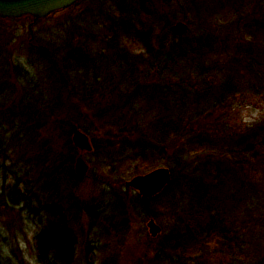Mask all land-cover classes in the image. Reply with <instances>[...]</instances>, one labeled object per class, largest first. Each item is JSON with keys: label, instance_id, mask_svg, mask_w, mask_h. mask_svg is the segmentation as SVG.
I'll list each match as a JSON object with an SVG mask.
<instances>
[{"label": "rangeland", "instance_id": "rangeland-1", "mask_svg": "<svg viewBox=\"0 0 264 264\" xmlns=\"http://www.w3.org/2000/svg\"><path fill=\"white\" fill-rule=\"evenodd\" d=\"M127 1L133 10L140 9L137 18H130L132 22L124 15L126 8H120V0H80L78 5L39 19L29 14L19 19L0 18V73L1 68H8L9 75L17 78L21 69L30 70L28 83L17 81L24 85L23 90L19 85L20 89L8 91L7 100H0V264H48L39 251L37 235L58 219L48 213L50 205L56 207L59 219H64L76 238L73 264H178L177 260L186 264H264V167L256 166V173L243 165L244 177L248 180L249 176L253 184L245 193L234 177L224 176L229 192L237 194L241 190L237 194L238 207L228 212L236 232L231 249L227 248L229 242L222 244L214 234L201 245L189 248L186 255L183 248L174 249V242H169L179 222L171 210V202L179 199L178 187L141 202L139 191L126 185L137 174L176 167V162L165 154L123 157L121 153L122 132H132L128 139L134 140L141 129L136 123L138 118L148 121L161 115L146 100L141 99L143 102L135 108L125 102H132L134 98L127 96L138 83L148 85L153 79L160 82L169 75L170 66L162 65L161 60L170 47L175 54L177 48L188 47L190 55L198 54L203 45L207 48L204 63L209 70L197 68L190 74L196 86L202 87L204 77L216 86L227 71L237 85L236 92L211 111L209 129L203 128L212 142L194 146L191 156L197 162L208 153L221 158L250 128L264 126V94L248 90L257 81L247 70L248 60L256 58L259 50L258 62L262 65H258V71L264 78V0ZM143 5L148 8L142 11ZM153 10L159 18L154 19ZM179 20L188 24L182 36L171 30ZM121 22L139 29L142 38L133 32H120L119 41L111 36L107 39L105 33L112 34L111 28ZM111 42L118 44L127 59L112 58L116 55L108 48ZM248 45L254 49L252 57ZM3 54L21 66H5ZM37 54L42 60L34 59ZM97 57L99 68L91 63ZM61 61L73 66L71 74L65 75L73 82L69 79L65 82L69 86H63V103L58 108L61 118L52 116L48 107L43 114L35 107L30 121L20 120L15 114L20 112V104L27 103L20 102L24 95L42 94V102L35 106L55 105L51 96L55 98L57 91L36 81H45L51 70L59 72ZM171 66L179 76L181 66ZM90 84L99 86V90L93 92ZM68 91H74L76 97ZM121 95L127 97L124 103L117 101ZM91 103L100 107L89 108ZM115 103L120 106L118 110L109 106ZM74 125L88 134L93 150L81 151L74 144ZM199 131L204 133L203 129ZM237 150L234 156L241 158L242 149ZM80 155L89 164L84 177L75 172ZM237 170V176L243 175ZM15 190L32 196L27 199L29 204L20 203L12 193ZM151 218L162 229L156 237L147 225Z\"/></svg>", "mask_w": 264, "mask_h": 264}, {"label": "trees", "instance_id": "trees-1", "mask_svg": "<svg viewBox=\"0 0 264 264\" xmlns=\"http://www.w3.org/2000/svg\"><path fill=\"white\" fill-rule=\"evenodd\" d=\"M120 2V8H122V5L126 8V10H124L127 14H124L125 17L129 18V20L133 17L137 18L140 9L138 11L133 10L131 2H128L127 0H120ZM78 4L79 2L72 6ZM146 6L143 5L144 8L141 7L142 11L145 8H148ZM153 14L154 19L160 17L156 10H153ZM25 17L28 16L26 15L21 18ZM130 22H132V20H130ZM121 23V25L118 23L117 26L115 25V28H111L113 31L111 32L112 34L106 35L105 33L107 39H110L109 36H111V38L117 40L120 32H133L138 38H142L139 29L137 30L131 25L126 26L124 22ZM145 45L147 46L146 42ZM63 46L65 47V45ZM108 48L110 51H113V55H116V57H112L114 60L122 61V58L123 60L127 59V54L123 53L115 42H111L110 45H108ZM187 48L184 47V49L179 50L177 48L175 52L176 54L179 52V55H176L173 52L174 50L172 47H170L169 51L164 53V59L161 60V64L163 65L166 63V66L168 67L169 65L170 68L167 69L169 75L162 79L163 82H158L156 79H153L148 85H146L147 83H138L135 88H132L130 93H128L127 97L134 98L135 100L133 99L129 104L127 100L125 102L127 103L125 104L126 106L129 105L131 108H135V106L140 104L139 101H142L141 99H143L146 100L151 107L156 106L158 108V113L161 115H159L158 119H148V121L138 118L136 123L139 124L138 128L140 127L141 129L139 128L140 130L134 140L128 139V134L133 135L132 132H122L121 134L124 136L121 143V153L123 157H147L148 154H165L169 155L176 162V167L174 166L170 168L173 176L171 184L168 185L163 192L154 196H160L172 186H177L178 190H180L179 199L175 198V200L171 202L172 213L177 214V219L179 221L176 225V232H172L170 235L169 242H174V249L183 248L186 253L189 248L191 249L194 246L201 245L206 237H211V235L215 234V236L219 238V242L222 244H227V242H229L227 248L230 250L232 244L231 240L236 235V232L230 223L228 212L233 209L232 207H238L237 202L240 201V197H238L237 194L240 193L241 190L243 193L248 192L253 185L249 176L247 178L248 180L244 177L243 165L246 164L247 171H255L256 173L258 172L256 166L264 167V126H260L256 129L250 128L243 134V136H240L239 141H235L230 145L229 148L232 151L222 155L221 158L218 154L208 153L204 158H199L197 162V159H194L191 156L194 146L211 144L212 137L208 136V132H205L204 130V128L209 129L207 121L208 117L215 107L217 108L223 105V101H227L226 98L231 96V93L236 92L237 85H234L235 80H232L231 72L227 71V75L225 74L224 79L218 81L216 86L212 85V80H210V78L207 80V77H204L203 80L200 81L202 87L196 86L195 81H193L190 74L197 68H201L199 71L202 72L207 71L206 69L209 68V66L204 63L207 48L203 45V49H201L202 51L200 50L198 54L194 55H190L191 51ZM253 50L252 46L248 45L247 51L251 53V57L254 55ZM260 54L261 52L257 50L256 58L252 57L248 60L247 70L257 81L256 84L249 85L248 90L251 94H264V78L260 76L258 71V68H260L258 65H262L258 62V58L260 60ZM4 56L5 54H3L5 66H21L13 63L15 62L14 58H10L8 55ZM37 56L38 58L34 59L42 60V58H40L42 56L41 54H37ZM1 59L2 55L0 54V61ZM64 61L66 62V59H64ZM64 61H61L63 62V68L61 67L59 72L51 70V75L48 74L45 81H36L38 85L41 84L50 90L57 91L58 94L55 98L54 96H51L53 101L55 99V105L44 104L40 105V107L35 106L36 103L42 102V94H39V96L38 93H35L28 97H25L24 95L21 97L20 102L27 103L23 105L20 104L18 106L20 112H16L15 114L16 116L18 115L20 120L30 121V118L34 117L36 113L35 107L40 108L41 111L39 109L37 110V113L40 112V114H43L44 108L48 107L51 110L50 113L52 116L59 119L61 118L58 108H60L61 103H63L64 93L62 94V89H64L63 86L65 85L69 86L65 82L69 81V79L71 80V76H69V79H66V76L68 73L71 74L69 70L73 67L70 66L71 63H65ZM92 61L93 62L91 63H94L93 65H96L99 68L100 57H97ZM130 62L133 63V61ZM1 64L0 66L3 67ZM171 65H174L176 69L181 66L179 76L177 75L178 73L171 69L173 68ZM228 68H230V66ZM232 68L235 70L236 67L231 66V69ZM19 73L21 77L19 76L15 78L9 75L10 69L1 68L0 82L3 79H9L2 82L3 85L0 84V100H7V97L10 95L8 91L11 89L16 90L22 88L23 90L24 85L20 83L29 82L26 75L30 73V70L21 69ZM94 74L96 76L98 75L96 72H94ZM20 80L21 82L17 83V81ZM44 82L46 85L43 84ZM51 82H53V85H50ZM84 85L86 86L87 84ZM90 86H92L91 88L93 92L99 90V86L96 87V85L93 84H90ZM67 93L72 94V97H76L74 91L73 93L70 91ZM34 97L37 98L34 99ZM127 97L125 95L117 97L118 103H124ZM87 106L94 109L100 107V105L96 104L93 106V103ZM109 106H111V108L115 106V109L120 108L116 103ZM97 111H100V109ZM41 118L43 119L44 117L42 116ZM114 122L115 121H113V123ZM43 124L44 123L41 122V126ZM114 124H116V122ZM2 126H4V122H2ZM144 128L147 129L145 130ZM202 129L204 133L199 131ZM173 143H175V145H173ZM17 144H19V146L23 145L21 142H18ZM37 146L38 144L33 145V147ZM238 147L242 149L240 154L241 158L234 156V153L238 151ZM245 155L247 157H245ZM237 168L241 170L243 175L237 176L239 171ZM224 176L234 177V179L240 183L241 190H238L237 194L227 190L228 188ZM12 193L15 198L20 200V203L24 204H29L27 199L32 197H30L29 194H21L18 190L13 191ZM1 196L2 192H0V198ZM11 198H13V196H11ZM139 198L141 202L150 199L143 196H140ZM47 211L52 217L58 219L57 221H51L48 227L45 228V230L40 231L37 235V245L43 256L41 257L48 264H73L76 252V238L65 225L64 219H59V213L54 205H50ZM171 250L168 252H171ZM177 257H180V255ZM177 262L178 264H186L184 262H179L178 260Z\"/></svg>", "mask_w": 264, "mask_h": 264}, {"label": "water", "instance_id": "water-1", "mask_svg": "<svg viewBox=\"0 0 264 264\" xmlns=\"http://www.w3.org/2000/svg\"><path fill=\"white\" fill-rule=\"evenodd\" d=\"M80 0H0V16L8 18L21 17L26 14L35 19L48 16L50 13L67 8ZM188 29L185 21L179 20L172 25L171 30L177 35L184 34ZM73 142L81 151L93 150V145L87 133L77 125L73 127ZM89 170V164L83 156H78L75 172L78 177H84ZM172 172L168 167H158L143 174H137L126 181V185L139 191L143 197H153L171 183ZM149 231L156 237L161 232V226L151 218Z\"/></svg>", "mask_w": 264, "mask_h": 264}]
</instances>
